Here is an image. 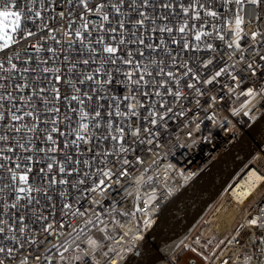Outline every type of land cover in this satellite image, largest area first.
Wrapping results in <instances>:
<instances>
[{"label": "snow or ice", "instance_id": "1", "mask_svg": "<svg viewBox=\"0 0 264 264\" xmlns=\"http://www.w3.org/2000/svg\"><path fill=\"white\" fill-rule=\"evenodd\" d=\"M215 2L0 0V264H125L171 178L158 166L132 176L137 153L161 146L169 120H212L242 96L233 115L264 107V52L245 58L239 12L231 41L215 24L204 30L219 19ZM215 39L234 49L231 65Z\"/></svg>", "mask_w": 264, "mask_h": 264}, {"label": "built area", "instance_id": "2", "mask_svg": "<svg viewBox=\"0 0 264 264\" xmlns=\"http://www.w3.org/2000/svg\"><path fill=\"white\" fill-rule=\"evenodd\" d=\"M184 2L187 4V0ZM61 10H63L61 7L57 8V12ZM214 10L218 11L219 19L208 18L209 24L205 27V31H211V25L215 24L226 30L224 32L226 40L231 41L234 39L235 14L239 12L244 18V23L240 26L242 31L238 42L241 49L244 50L245 58L247 59L256 49L264 52V4L260 7L247 3L237 6L231 2L226 3L225 0H216ZM89 18L96 19L94 16ZM64 23L57 17L51 26L60 28L61 24ZM197 25L199 26V22ZM228 29H232V31H227ZM252 32L258 33L256 41H253L251 37ZM154 35L156 37L154 42L158 43L160 34ZM164 36L166 37L167 34L165 33ZM57 37H60L59 33H57ZM30 39L35 42L39 37ZM212 42L220 46L216 54L222 50L227 64L231 65L233 61L227 59V54L232 53L234 49L227 48V44L219 39ZM48 43L59 47L54 45L52 41ZM129 47L135 50L134 45H129ZM171 47L175 49L177 46L171 45ZM239 54L237 52L235 56L238 57ZM41 55L47 56L48 54L42 53ZM256 62L264 64V62L259 61L258 57H256ZM245 99L242 96L234 104L218 106L212 120L201 121L198 118L194 123H189L185 117L169 120L167 129L160 130L161 134L158 140L161 146H148L152 147L153 151L145 150L137 153L144 160V163L136 164L135 168L131 169L132 176L146 177L152 175L158 166L161 180L166 176L171 178L167 180L166 186L161 185L162 191L155 193L159 199L151 213L152 223L147 227L141 226L142 231L137 234L142 238L126 254L125 260L135 254L136 249L153 227L157 218L176 196L185 187L196 182L206 168L243 135L248 126L264 112V107L257 104L255 110L249 111L251 107L249 106V108L242 109L239 115H233L232 109H240ZM244 111H249V115H243ZM198 115L202 116L203 114ZM189 131L192 132L191 138L187 135ZM129 159L134 160V157L129 155ZM153 159L157 162L155 165L152 164ZM168 164H172L173 169L165 173L164 169ZM145 169L148 171L145 172ZM250 172L253 173L247 192L239 193L236 190L238 182L246 178ZM126 179L131 180L130 177ZM4 182L7 183L6 180ZM139 187L142 193L146 190L144 185ZM84 203L87 206V202ZM129 203H131V198ZM102 204L107 207L108 200H104ZM228 210L233 211L229 224L223 218V214ZM97 211H99V206ZM217 212L219 216L214 218ZM251 219L258 220V227L250 225ZM127 227H131V225H127ZM261 239H264V144L256 148L255 152L239 167L224 188L212 199L163 264H180V260L185 254L191 256L189 264H264V243L260 242ZM78 243L82 249H86V236L82 235ZM190 248H194L196 251L192 252ZM75 251V249L71 250L66 253V256L74 255ZM68 264H75V262L69 261Z\"/></svg>", "mask_w": 264, "mask_h": 264}, {"label": "water", "instance_id": "3", "mask_svg": "<svg viewBox=\"0 0 264 264\" xmlns=\"http://www.w3.org/2000/svg\"><path fill=\"white\" fill-rule=\"evenodd\" d=\"M262 144L264 112L165 208L125 264H163L212 199Z\"/></svg>", "mask_w": 264, "mask_h": 264}, {"label": "bare ground", "instance_id": "4", "mask_svg": "<svg viewBox=\"0 0 264 264\" xmlns=\"http://www.w3.org/2000/svg\"><path fill=\"white\" fill-rule=\"evenodd\" d=\"M252 173L253 172H250V174H248L246 176V178H243L242 180H240L238 182L237 187H236V190H238L239 193H246L247 192V189H248V186H249V183H250V179L252 177ZM236 190H234V192H236ZM232 215H233V211L232 210H228V212H226L225 214H223V218L225 219V221L227 222V224L230 223L231 218H232ZM214 216H215L214 218L218 217L219 216V213L217 212Z\"/></svg>", "mask_w": 264, "mask_h": 264}, {"label": "rangeland", "instance_id": "5", "mask_svg": "<svg viewBox=\"0 0 264 264\" xmlns=\"http://www.w3.org/2000/svg\"><path fill=\"white\" fill-rule=\"evenodd\" d=\"M190 258H191V256L189 254L183 255L181 260H180V264H189Z\"/></svg>", "mask_w": 264, "mask_h": 264}, {"label": "flooded vegetation", "instance_id": "6", "mask_svg": "<svg viewBox=\"0 0 264 264\" xmlns=\"http://www.w3.org/2000/svg\"><path fill=\"white\" fill-rule=\"evenodd\" d=\"M193 263H195V261H193Z\"/></svg>", "mask_w": 264, "mask_h": 264}]
</instances>
